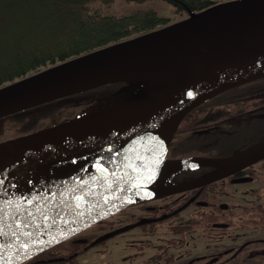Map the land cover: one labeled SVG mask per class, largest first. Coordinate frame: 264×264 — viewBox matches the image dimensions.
I'll return each instance as SVG.
<instances>
[{
  "label": "flooded vegetation",
  "instance_id": "af4514ba",
  "mask_svg": "<svg viewBox=\"0 0 264 264\" xmlns=\"http://www.w3.org/2000/svg\"><path fill=\"white\" fill-rule=\"evenodd\" d=\"M129 88L132 94L137 90ZM129 91L124 92L125 97L117 95V100L132 95ZM82 93L0 118L12 119L9 124L18 123L0 134L7 135L0 142L76 119L80 114L71 118L65 115L70 111L61 112L63 118H59L55 112L60 105L65 108V103L73 104L69 107L75 110L87 109L90 101L82 100ZM210 110L214 114L209 115ZM27 113H32L31 118L41 115L44 119L22 130L32 119L14 118ZM213 141L224 148L213 146ZM124 142L121 139L90 155L48 166L43 163L29 171L11 194L74 184L110 161ZM262 143L264 76L225 90L191 110L178 125L165 156L170 162L222 159ZM208 149L217 153H206ZM167 184V193L141 198L17 264H114L118 261L114 254L125 250L134 253L133 261L122 264H264V157L239 168L195 161L181 165ZM112 232L117 233L105 237ZM119 236L123 238L120 250L110 243Z\"/></svg>",
  "mask_w": 264,
  "mask_h": 264
},
{
  "label": "water",
  "instance_id": "95a60500",
  "mask_svg": "<svg viewBox=\"0 0 264 264\" xmlns=\"http://www.w3.org/2000/svg\"><path fill=\"white\" fill-rule=\"evenodd\" d=\"M256 6H264V0H248L229 7ZM190 15L193 16L192 20L186 25L150 33L136 40L109 47L0 90L2 118L108 84H143L131 96L139 98L134 102L130 113L101 134L62 147L64 129L76 120L74 119L1 142L0 161L29 152L42 154L39 164L68 160L127 138L132 132L149 124L131 164L98 190L92 193L83 191L75 201L0 220V248L26 247L22 258L13 264L67 239L143 198L142 194L148 182L156 173L161 161L166 160V149L182 119L216 94L264 76L259 74L248 80H239L264 66V17L203 33L190 27L192 21L202 16L196 17L194 13ZM174 41H179L180 45L201 43V46L195 53L173 65L125 67L120 64L124 58L132 56V53L157 42ZM148 79L165 80L146 89ZM250 152L249 156L237 160L235 156L222 159L187 158L171 162L185 165L198 161L239 168L240 165L262 159L264 143ZM97 171L74 186L86 181ZM115 233L117 232L109 233L105 237Z\"/></svg>",
  "mask_w": 264,
  "mask_h": 264
},
{
  "label": "trees",
  "instance_id": "16d2710c",
  "mask_svg": "<svg viewBox=\"0 0 264 264\" xmlns=\"http://www.w3.org/2000/svg\"><path fill=\"white\" fill-rule=\"evenodd\" d=\"M115 1L0 0V87L43 67L79 59L134 36L151 33L168 23V19L159 16L153 9L117 16L105 15L91 6L94 3L111 5ZM125 1L140 3L147 0ZM164 1L171 4L179 14L188 15L206 11L219 2ZM141 85L135 83L137 88ZM91 91L81 95L84 97ZM83 97L81 99L85 101L94 99ZM212 113L210 110L208 114ZM14 125L9 124L4 129Z\"/></svg>",
  "mask_w": 264,
  "mask_h": 264
},
{
  "label": "bare ground",
  "instance_id": "6f19581e",
  "mask_svg": "<svg viewBox=\"0 0 264 264\" xmlns=\"http://www.w3.org/2000/svg\"><path fill=\"white\" fill-rule=\"evenodd\" d=\"M264 17V6L251 8H231L219 13L198 17L190 23V27L203 33L218 31L241 22ZM172 43V44H169ZM155 43L140 51L132 53L121 61L125 67H152L173 65L182 58L195 53L201 43L180 45L179 41ZM259 74H264V66L241 77L239 80H248ZM165 79H148V88H151ZM139 96L127 98L117 102L104 104L101 108L88 112L69 123L62 134V147L101 134L130 113L134 102ZM149 124L132 132L124 142L116 157L99 169L86 181L65 189L45 191L24 198H11L8 193L13 186L25 178L29 171L35 168L42 160V154L29 152L0 161V220L10 217H20L38 209L77 200L83 191L90 193L104 186L109 180L118 176L128 167L142 143ZM245 152L235 159H242L250 155ZM176 163L162 160L159 168L148 182L143 194L145 196L162 195L170 190L168 180L177 168ZM24 246L0 248V264H13L22 258Z\"/></svg>",
  "mask_w": 264,
  "mask_h": 264
},
{
  "label": "rangeland",
  "instance_id": "374dc122",
  "mask_svg": "<svg viewBox=\"0 0 264 264\" xmlns=\"http://www.w3.org/2000/svg\"><path fill=\"white\" fill-rule=\"evenodd\" d=\"M218 1H219V4H217L214 7L210 8V11L206 10L207 12L204 11V13L202 12V13H199V14H194V16L198 17V16H204V15H208V14H214L216 12H219V10H221V9H223L225 7H229V6L234 5V4H240V3L246 2L248 0H218ZM91 6L94 9H98L101 13H103L105 15H117V16L126 15V14L131 13L132 11H137V10L153 9L154 11H156L158 13L159 16L168 19V23L166 25H164L163 27H159L156 30L152 31L151 34L158 33V32H161L163 30L174 28V27H177V26H180V25H186L192 20V17H193L190 14L189 15L185 14V13L179 14L174 9V7L171 4L167 3L164 0H147V1H144V2H140V3L127 2L125 0H116L111 5H103L101 3H94ZM143 36H145V35L134 36V37H132L130 39H127V40H124V41H122V42H120L118 44H123V43H126V42H130V41L136 40L138 38H141ZM59 64H61V63H58V64H56L54 66L42 68L39 71L34 72V73H30L24 79L17 80V81H14V82H11L9 84H6V85L2 86L0 88V90L8 88V87H10L12 85L18 84L21 81L28 80L30 78L36 77V76H38L40 74H43L46 71H48L49 69H51L53 67H56V66H59ZM131 86H134V84H123V85L110 84V85L102 86L100 88H97L96 90H92L91 92L86 94V96H84V97L81 96L83 98H91V97L94 98V99L97 98L96 100L92 99L93 101L90 100V102H89L90 104L87 107V109H85L86 107H82L80 109L75 110L74 106L73 107H69L70 105H73V104L65 103L63 105V107H65V108H62L61 105H60L58 110L56 109L55 114L58 117V116L62 115L61 112L67 113V112L70 111L69 113H67L65 115H69L72 118V117H74L76 115H79V114H81L83 112L99 108L100 106L106 104L107 102H117L118 101L117 98H116L117 95L120 98L119 95L120 94H124L123 97H125V93L124 92L129 91L127 89H130L129 87H131ZM132 89H134V88H132ZM134 92L135 91H133V93ZM130 93L132 94V91L131 92L129 91L128 95ZM102 99H103V101H101ZM124 99H126V98H124ZM59 104L60 103H57V105H59ZM46 108L41 109V111H39V112L44 111ZM49 108H52V107H49ZM71 108H73V109H71ZM72 110H74L75 112L72 111ZM31 114L32 113H27V114H24V115H21V116H18L16 118H14V119H17V120L24 119L23 121H29L30 119H32L30 121V123H28L27 125H24V126L21 127L22 130L31 129V128H33V125H34V123H32V122H37V121L39 122V121H42V119H44V118L40 117L41 115H38L37 117H32L31 118ZM59 118H63V116H61ZM50 119H52V118L50 117ZM8 120H12V119H8ZM8 120L0 121V134H2L3 131H5L4 127H6V125L9 124ZM13 123L16 124L14 126L18 125V123H16V122H13ZM4 137H7V135L6 134L0 135V139H2ZM237 139L241 140V137H239ZM212 144L215 147L224 148V146H221L220 144L215 145L216 144L215 141H213ZM219 151L224 152V150H219ZM206 153L211 154V153H217V152L214 149H208V151ZM87 155H90V154H87ZM94 166L95 165H93V167ZM122 239L123 238H121V236L113 239L110 242L111 243V247H113V248L117 247L120 250L123 247ZM125 249L126 248H124V250ZM114 255L118 257V261L115 260L114 264H122L123 261H127L129 263L132 262L134 253L126 252V250H125V251L120 252L119 254H114Z\"/></svg>",
  "mask_w": 264,
  "mask_h": 264
}]
</instances>
